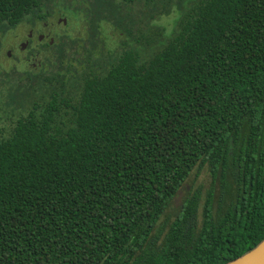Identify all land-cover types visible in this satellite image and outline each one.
Listing matches in <instances>:
<instances>
[{"label":"trees","instance_id":"obj_1","mask_svg":"<svg viewBox=\"0 0 264 264\" xmlns=\"http://www.w3.org/2000/svg\"><path fill=\"white\" fill-rule=\"evenodd\" d=\"M68 10L89 43L0 70V264H227L254 248L264 0H0V43ZM196 167L200 221L197 191L159 226Z\"/></svg>","mask_w":264,"mask_h":264},{"label":"rangeland","instance_id":"obj_2","mask_svg":"<svg viewBox=\"0 0 264 264\" xmlns=\"http://www.w3.org/2000/svg\"><path fill=\"white\" fill-rule=\"evenodd\" d=\"M158 24L166 28L167 31H170L173 25V19L171 17L163 18L158 22ZM62 30L68 31L67 34L70 38L83 36V34L85 33V31L81 29V23L75 22L73 26L69 29H62L61 27L57 28V32H55L53 36L57 38V36L61 34L60 32ZM23 35L24 34L21 29H16L14 31L9 32L6 36H4L1 39V43H0V70L1 71H4V70L23 71L26 68L27 62L25 58L27 57V53L21 52V50H10L12 47L15 46L14 45L15 40H18L19 38L23 37ZM118 37H119V33L115 31L114 28H111V27L108 29H105L102 34V39L105 42V45L108 48H112V49L116 47V40ZM64 41L66 43L65 48L67 49H69L68 46L71 43H77V41L75 40L73 41L72 39H68V38H64L62 41L60 40V43L64 44ZM81 46H83V48L87 47L83 43H81ZM51 50H55V49H51ZM80 51L82 52V50ZM5 118L7 117L0 114V129L8 130L10 127V122L4 120ZM209 184H210V176H209L207 167H203V168L196 167L192 171L188 180L184 183L181 189V192L179 193V198L176 201H174V204L171 205L170 208L168 209L166 213L168 215V219L163 218L159 226H162V227L164 226L166 229L169 223L176 216L179 210V204L181 203V201H183L185 198H188L190 195H192L194 192H197V191L199 192L200 197H201L199 214H198V219L200 221L201 206L204 202L205 193L207 189L209 188Z\"/></svg>","mask_w":264,"mask_h":264},{"label":"flooded vegetation","instance_id":"obj_3","mask_svg":"<svg viewBox=\"0 0 264 264\" xmlns=\"http://www.w3.org/2000/svg\"><path fill=\"white\" fill-rule=\"evenodd\" d=\"M75 22L81 23V29L85 31L86 24L84 18L72 10H68L66 13L57 11L46 21L36 22L34 24H20L16 29H21L24 35L18 40H15V46L10 50H21V52L27 53L28 57L25 58L27 62L26 66L36 70L41 65L39 59L40 50H51L60 40L62 41L64 38L69 37L67 34L68 31L62 30L60 32L61 34L59 33L60 35L55 38L53 34L57 32V28L69 29ZM104 28L108 29L110 27L105 23H101L100 30L102 34L105 30ZM77 38L85 41L89 39L86 32L83 36H78ZM71 39H76V37H71ZM86 43L89 42L87 41Z\"/></svg>","mask_w":264,"mask_h":264},{"label":"water","instance_id":"obj_4","mask_svg":"<svg viewBox=\"0 0 264 264\" xmlns=\"http://www.w3.org/2000/svg\"><path fill=\"white\" fill-rule=\"evenodd\" d=\"M227 264H264V239L254 248Z\"/></svg>","mask_w":264,"mask_h":264}]
</instances>
